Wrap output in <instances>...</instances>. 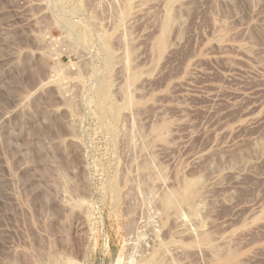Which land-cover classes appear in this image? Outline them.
<instances>
[{"label":"rangeland","instance_id":"obj_1","mask_svg":"<svg viewBox=\"0 0 264 264\" xmlns=\"http://www.w3.org/2000/svg\"><path fill=\"white\" fill-rule=\"evenodd\" d=\"M0 264H264V0H0Z\"/></svg>","mask_w":264,"mask_h":264},{"label":"bare ground","instance_id":"obj_2","mask_svg":"<svg viewBox=\"0 0 264 264\" xmlns=\"http://www.w3.org/2000/svg\"><path fill=\"white\" fill-rule=\"evenodd\" d=\"M164 43H165V42H164L163 40H162V41L160 40V45H161L162 47H163ZM161 46H160V47H161ZM188 195H189V194H188ZM185 196H186V195H185ZM172 199H173V198H172ZM172 199H170V202H171V201H172V202L174 201V200H172ZM170 202L168 201V203H170Z\"/></svg>","mask_w":264,"mask_h":264}]
</instances>
